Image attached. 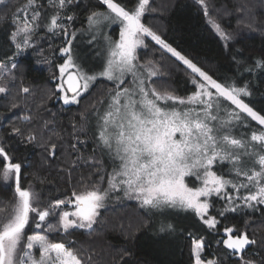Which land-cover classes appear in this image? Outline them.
<instances>
[{"label":"snow or ice","instance_id":"obj_1","mask_svg":"<svg viewBox=\"0 0 264 264\" xmlns=\"http://www.w3.org/2000/svg\"><path fill=\"white\" fill-rule=\"evenodd\" d=\"M194 2L225 42L236 65L231 75L211 72L197 53L155 30L147 20L156 11L150 0H88L82 8L86 27L76 26L82 0H27L23 8L0 0L7 9L0 24L10 22L0 41V99L8 100V112H26L0 134V188L12 192L0 198V264H99L95 250L75 233L91 237L103 211L125 200L142 210L130 236L152 233L158 255L167 256L181 237L188 240V264H229L233 258L235 264H264V223L251 226L253 213L264 216V104L258 103L264 98V49L256 59L233 51L239 33L229 31L223 17L235 15L238 27L261 34L264 21L253 0ZM56 40L61 45L52 49ZM42 41L60 62L43 60L55 84L37 99L24 83L22 59L42 54ZM177 71L191 85L183 95L170 83ZM97 86L102 95L90 99ZM53 98L63 105L90 102L70 122L73 153L62 161L68 186L45 197L36 190V182L43 183L38 171L23 184L28 174L9 141L41 148V166L65 151L67 129L47 107ZM89 141L85 159L77 145ZM81 162L90 170L73 183ZM229 214L245 219L224 223Z\"/></svg>","mask_w":264,"mask_h":264},{"label":"trees","instance_id":"obj_2","mask_svg":"<svg viewBox=\"0 0 264 264\" xmlns=\"http://www.w3.org/2000/svg\"><path fill=\"white\" fill-rule=\"evenodd\" d=\"M21 1L27 0H11V7H16L21 4ZM88 0H82L81 14L79 17L80 23L77 27H86V13L82 11L83 4ZM94 4L96 0H91ZM165 3V7H161ZM257 5L256 14L259 21H264V0H253ZM152 7L156 8L154 13L148 15L147 20L159 33L163 34L169 42L174 46L178 45L189 51H194L199 55L204 67L211 72L217 74L231 75L236 72V65L232 58L224 49V41L220 39L211 25L207 22L204 16L202 7L198 6L194 0H150ZM217 3H224V0H217ZM7 9L0 5V15H4ZM223 21L229 31L238 32L237 39L239 43L235 44V50H241L243 58L256 59L259 58L260 52L264 49V34L250 31L243 25L237 26L235 15L231 17H223ZM10 30V22L0 24V41H2ZM61 45L60 40H56L52 44V49ZM40 47L44 49L42 54L32 53L26 55L22 59V63L27 67L24 83L30 85L38 93L39 99L43 92L54 88L55 82L50 79L51 72L48 70L49 65L43 63L45 59L54 60L58 56V52H53L49 48L48 41H42ZM149 55L151 53L149 52ZM41 61V63H37ZM60 61L54 60V63ZM55 71V68L52 69ZM186 77L181 71H177L171 77L170 83L172 87L178 90L179 94L183 95L185 88H190V84H186ZM102 88L97 86L93 89L90 99H97L102 95ZM90 100L84 99L80 105H63L62 101L52 99L47 102V107L50 112L56 114V120L59 125H63L67 131L64 134L65 151L61 152L56 159L49 160L42 165L43 150L39 147L25 146L19 143L18 140H10L9 143L16 149L18 160L24 162V172L27 173V178L23 180V184L27 186L28 181L33 179L31 173L39 172L43 183L36 182V190L43 191L45 197L55 196L62 193L68 186L66 181L68 176L62 171L64 165L62 161L69 158L73 150L69 147L70 143H75L69 133L72 132L70 122L79 120L81 112H84L89 105ZM7 99H0V114H4L7 118H0V134L10 130L14 123H18L17 116H23L25 111L13 110L7 111ZM258 103L264 104V98L258 97ZM90 110V109H89ZM81 140L87 137L81 135ZM91 141L85 144H78L77 150L86 159L92 150ZM71 158H75L72 155ZM90 169L81 162V166L72 173L71 180L73 183L78 181L82 174H87ZM12 195L10 189L0 188V198L8 199ZM47 203V201H44ZM136 216H135V215ZM135 216L133 221L131 216ZM142 219V210L138 208L137 202L134 200H125L123 203L110 205L106 211H103L101 221L95 225V233L89 237L80 230L75 233V239L78 242L84 243L86 246H91L95 250V259L99 264H158V261L164 259L170 264H188L189 262V247L188 240L177 237L173 240L167 256L158 255L156 247L152 242V233L144 234L136 233L138 238H132L130 233L138 226ZM245 219L244 216L229 214V221L224 223H241ZM127 223V227L124 224ZM264 223V216L260 212L253 213L251 216L252 228L261 227ZM192 221L187 220L186 225H191ZM131 225V227H129ZM128 229V231L126 230ZM206 235L207 232H205ZM209 239L212 236L209 235ZM215 249L216 245L213 244ZM259 258V257H257ZM229 264H235L233 258Z\"/></svg>","mask_w":264,"mask_h":264},{"label":"rangeland","instance_id":"obj_3","mask_svg":"<svg viewBox=\"0 0 264 264\" xmlns=\"http://www.w3.org/2000/svg\"><path fill=\"white\" fill-rule=\"evenodd\" d=\"M26 3H27V1H21V4H19V7H21V8H23L25 5H26ZM166 5H165V3L163 2V5L161 6V7H165ZM203 9V8H202ZM208 22V21H207ZM215 31V30H214ZM114 36H116L117 35V33L116 32H113L112 33ZM219 36V35H218ZM82 39H86V37L85 38H82ZM221 39V38H220ZM85 47V45H83V44H81V48L83 49ZM135 215V214H134ZM136 216V215H135ZM135 216H131V218H132V220L133 221H136L135 220ZM179 223L181 224V225H186V223H187V220H185V219H179ZM124 227H127V223H125L124 224ZM127 231H128V229H126Z\"/></svg>","mask_w":264,"mask_h":264}]
</instances>
